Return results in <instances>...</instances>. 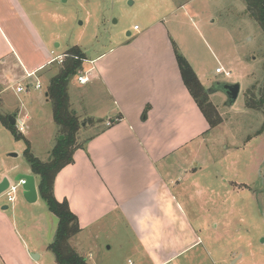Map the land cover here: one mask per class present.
I'll list each match as a JSON object with an SVG mask.
<instances>
[{
  "label": "rangeland",
  "instance_id": "374dc122",
  "mask_svg": "<svg viewBox=\"0 0 264 264\" xmlns=\"http://www.w3.org/2000/svg\"><path fill=\"white\" fill-rule=\"evenodd\" d=\"M20 1L26 9L27 19L13 18L10 21L12 28L20 42H28L30 48L44 43L47 50L53 52L50 60L74 46L92 60L134 38L138 34L134 26L140 32L158 20L166 25L174 51L188 62L203 82L207 103L216 108L222 118V123L210 130L203 141L188 144L182 150L206 158L200 162L206 173L201 176L205 188L197 190L194 186H186L188 190L184 197L174 192L182 199V209L187 217L200 231L203 246L180 255L173 264H264V114L245 107L246 94L264 81V33L247 15L244 1ZM182 5L184 7L177 8ZM26 28L35 31L34 36L29 31L26 36L20 34ZM127 32L131 33L130 37L126 36ZM20 48L23 51V46ZM24 50L26 60L34 63L43 54V51L31 53L28 47ZM19 54L23 58L21 52ZM14 61L11 57L8 63L14 64ZM14 66L11 68L17 74ZM61 66L51 63L39 73L42 79L34 75L15 84L6 83L4 85L10 87L4 86L0 93V113L15 116L16 126L19 119L29 115V120L24 121L26 130L23 133L32 142L31 152L41 161L48 160L60 137L45 93L49 79ZM86 66L84 61L80 71L90 67ZM217 67L230 72L231 77L227 79L222 74H215ZM10 75H13L12 71ZM77 75L71 78L68 86L71 104L75 106L80 98L78 95L89 92L86 88L93 84L79 85ZM36 82L40 84V90L34 89ZM217 82L240 84V94L233 106L226 105L222 93H208ZM17 86L23 90L17 92ZM79 103L86 108L85 101ZM92 104L98 109L107 102L102 96ZM78 118L84 124L77 135V142L82 144L101 127L98 121ZM26 139L16 141L9 131L0 128V167L2 158L7 159L9 154L17 155L13 162L19 171L27 167L23 157ZM16 176H9L10 181L13 182ZM185 181L191 180L187 177ZM20 192V189L16 192V198ZM0 201L11 210L12 203L7 202L4 195L0 196ZM79 233L69 244L88 264L138 263L137 255L132 252L136 247L135 238L122 220L114 223L110 217L107 224L99 226L93 233L94 236Z\"/></svg>",
  "mask_w": 264,
  "mask_h": 264
},
{
  "label": "crops",
  "instance_id": "0c3cea01",
  "mask_svg": "<svg viewBox=\"0 0 264 264\" xmlns=\"http://www.w3.org/2000/svg\"><path fill=\"white\" fill-rule=\"evenodd\" d=\"M25 12L20 0H0V93L4 86L10 87L6 83L34 75L42 79L39 73L50 65L52 51L41 42L32 48L28 42L21 43L11 26L13 18L27 19ZM28 31L34 36L29 28L20 34L26 36ZM137 33L97 58L86 57L90 65L86 68L92 72L88 83L93 84L86 88L89 92L78 95L76 106L68 93L69 102L78 117L98 121L101 129L75 151L73 163L57 174L53 194L57 201L68 202L77 217L79 235L89 237L113 217L114 223L122 220L131 230L137 264H173L180 255L203 246L200 231L174 192L184 197L186 186L205 188L201 176L206 173L200 162L206 158L182 150L203 141L212 129L183 84L166 25L158 20ZM27 47L31 53L43 51L36 63L26 60ZM11 57L17 74L11 68L14 64L8 63ZM102 96L107 104L96 109L92 102ZM84 101L86 108L79 103ZM89 104L91 109H87ZM29 118L26 114L18 121ZM6 157L2 158L0 182L10 180L9 176L33 175L27 163L19 171L15 157ZM33 176L38 187L39 177ZM187 177L191 181H185ZM11 205L10 210L0 201V264H57L48 250L57 219L39 193L37 201L29 204L20 192Z\"/></svg>",
  "mask_w": 264,
  "mask_h": 264
},
{
  "label": "trees",
  "instance_id": "16d2710c",
  "mask_svg": "<svg viewBox=\"0 0 264 264\" xmlns=\"http://www.w3.org/2000/svg\"><path fill=\"white\" fill-rule=\"evenodd\" d=\"M243 1L247 15L258 24L264 33V0ZM64 56L60 70L50 79L45 93L46 99L52 106V120L58 127L62 139L57 138L46 161H41L35 157L30 150L29 143L24 140L26 148L23 151V157L32 174L39 177L37 188L40 198L57 219L55 236L48 246L49 252L53 254L57 264H88L69 244L70 239L80 232L77 217L69 209L66 200L59 202L53 194L57 174L73 163L75 151L82 148L84 144L77 142L78 131L83 122H79L78 116L70 108L68 86L71 78L81 70L86 57L77 46L68 49ZM175 56L184 86L201 111L209 128H216L222 123V118L216 108L207 103V92H205L188 62L177 52H175ZM245 107L264 114V81L257 89L246 94ZM0 125L7 129L16 141L23 139L16 126H11L7 116L1 113Z\"/></svg>",
  "mask_w": 264,
  "mask_h": 264
},
{
  "label": "water",
  "instance_id": "95a60500",
  "mask_svg": "<svg viewBox=\"0 0 264 264\" xmlns=\"http://www.w3.org/2000/svg\"><path fill=\"white\" fill-rule=\"evenodd\" d=\"M129 32H127L126 36H129ZM215 93L220 92L226 97V105L229 107L233 106L236 102L239 94H240V84L239 83H222L217 82L213 85V89L211 91H208V93ZM7 120L11 126H15L16 120L14 116H8ZM84 125V124H83ZM60 139H62V136H60ZM13 157L16 156V154H11ZM23 180L24 184L22 185L21 195L24 198V200L29 203H35L38 199V189L35 183V179L33 175H23L19 174L14 179L13 182L17 183L18 181ZM12 181H10L8 178H3L0 182V196L6 191V189L9 187V184ZM12 182V183H13ZM3 210L6 209L4 206L2 208ZM31 258L33 260H37V255L31 254Z\"/></svg>",
  "mask_w": 264,
  "mask_h": 264
},
{
  "label": "built area",
  "instance_id": "2783aa9c",
  "mask_svg": "<svg viewBox=\"0 0 264 264\" xmlns=\"http://www.w3.org/2000/svg\"><path fill=\"white\" fill-rule=\"evenodd\" d=\"M135 31H137V27L135 26L133 28ZM51 54H53V52H51ZM64 55L58 56L57 58H52L49 61V64L56 62L57 64H62L63 60H64ZM86 62V60H85ZM89 63V62H88ZM91 68L87 69V70H82L80 71V73L77 75V82L79 85H85L87 84L90 79H91ZM215 73L218 75L222 74L224 75L227 79H229L231 77V73L227 72L225 70H223L221 67H217L215 69ZM27 77H30L31 75L28 74L26 75ZM34 89L35 90H40L41 86L38 82L35 83L34 85ZM23 88L21 86H17L16 91L20 92L22 91ZM16 126V124H15ZM17 131L22 134L25 131V125L23 122L18 121V125L16 126ZM24 184L23 180L18 181L17 183H10L9 187L6 189V191L2 194L7 198V202L9 203H13L15 198H16V192L22 188V185Z\"/></svg>",
  "mask_w": 264,
  "mask_h": 264
}]
</instances>
